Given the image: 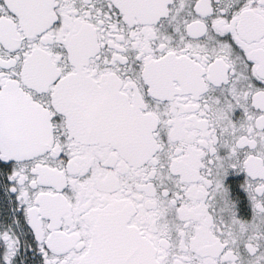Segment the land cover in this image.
Returning a JSON list of instances; mask_svg holds the SVG:
<instances>
[{"label": "snow or ice", "instance_id": "1", "mask_svg": "<svg viewBox=\"0 0 264 264\" xmlns=\"http://www.w3.org/2000/svg\"><path fill=\"white\" fill-rule=\"evenodd\" d=\"M0 264H264V0H0Z\"/></svg>", "mask_w": 264, "mask_h": 264}]
</instances>
